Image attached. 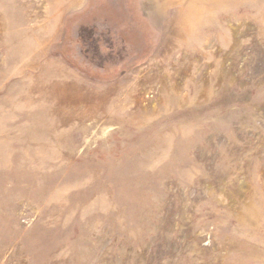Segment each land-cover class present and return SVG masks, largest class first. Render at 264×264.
I'll use <instances>...</instances> for the list:
<instances>
[{
    "label": "rangeland",
    "instance_id": "374dc122",
    "mask_svg": "<svg viewBox=\"0 0 264 264\" xmlns=\"http://www.w3.org/2000/svg\"><path fill=\"white\" fill-rule=\"evenodd\" d=\"M0 264H264V0H0Z\"/></svg>",
    "mask_w": 264,
    "mask_h": 264
}]
</instances>
